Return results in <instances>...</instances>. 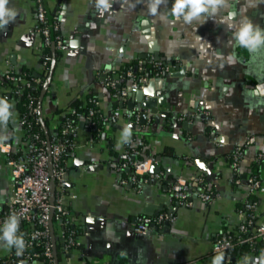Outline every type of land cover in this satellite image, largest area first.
<instances>
[{
	"label": "crops",
	"instance_id": "0c3cea01",
	"mask_svg": "<svg viewBox=\"0 0 264 264\" xmlns=\"http://www.w3.org/2000/svg\"><path fill=\"white\" fill-rule=\"evenodd\" d=\"M45 4L50 14L58 15L65 43L39 104L42 117L50 121L49 130L55 135L75 104L90 99L102 115L116 119L95 135L88 120L80 118L77 148L68 159L66 176V205L79 245L67 251L57 226L58 264H227V258L213 251L216 241L235 233L250 214L256 224H264V187L252 194L247 183L264 154V43L253 48L239 40L245 24L252 25L253 34L259 30L264 36V0H221L215 11L209 7L191 17L188 12L178 15L172 0H45ZM5 7L11 15L0 18L3 100L11 98L7 74L44 73L35 1L7 0ZM133 63L137 67L167 63L179 71L146 68L147 75L153 72L146 77L149 97L164 102L158 107L159 119L130 93L126 99L116 98L107 86L110 79L121 85L122 73ZM127 77L129 90L134 80ZM5 103L0 143L16 155L25 152L28 137L15 99ZM144 113L148 117L143 122ZM135 114L140 116L138 123ZM250 139L237 175L235 148ZM137 148L145 160L155 158L159 170L150 168L149 181L141 188L123 186L121 181L129 177L116 170L117 163ZM7 158L0 147V215L14 183ZM198 179L215 195L213 201L195 197L192 207L172 201L175 182L196 188ZM259 179L264 182V170ZM249 205L254 209L250 211ZM163 212L174 213L175 222L145 235L135 233L141 217ZM245 249L249 252L239 257V264H264L261 243ZM14 250L12 242L0 241V264H11Z\"/></svg>",
	"mask_w": 264,
	"mask_h": 264
},
{
	"label": "built area",
	"instance_id": "2783aa9c",
	"mask_svg": "<svg viewBox=\"0 0 264 264\" xmlns=\"http://www.w3.org/2000/svg\"><path fill=\"white\" fill-rule=\"evenodd\" d=\"M35 1V32L42 38L43 50V68L44 75L47 80L51 70L48 60L45 58V51L52 49L55 52H62L64 49V38L60 33L58 24V15L50 14L47 10L45 0ZM143 1V0H141ZM176 5L177 0H172ZM190 13L191 8L183 9L178 15ZM146 68H153L167 72L176 73L173 65L167 63H141L138 65L140 71ZM127 75L134 79L131 71ZM6 80L17 85L14 90L15 95H21L25 88H32L40 84L42 80L28 79L24 74L16 75L9 73ZM46 80V81H47ZM147 85V78L135 79L130 89L133 91L144 90ZM107 86L112 89L114 97L126 99L129 96L127 87L120 88V81L110 79ZM148 99V98H146ZM0 103H5L0 97ZM91 108L89 114L84 115L88 120L89 127H93L97 123L103 122L108 124L115 122L114 117L107 118L100 113L97 102L90 99ZM31 114L38 115L39 120H44L39 107L30 106ZM70 113L75 114V111ZM186 120V117H181ZM140 116L134 115V122L138 123ZM21 124L27 134L28 130L26 120H21ZM79 134V126L73 124L68 119L65 126L61 129V135L71 139V142H63L58 136L54 135L50 141L44 140L39 133L30 134L25 152L12 155L9 146L0 143V147L7 154L8 163L12 168L14 183L11 194L7 200L6 208L0 215V241H4L2 234L7 226L15 220L16 229L14 232L15 239H19L22 243L12 242L15 248L9 262L11 264L21 262L42 261L43 264H58L56 258V227L62 229L64 245L67 251L78 247V233L73 226L71 213L66 205V176L69 165L68 159L77 148V138ZM217 140V138H216ZM222 140V139H220ZM253 142L250 139L246 145L237 146L233 154V167L237 175H239L240 167L248 146ZM135 155H140L139 151H134ZM264 160V154H260L258 161ZM157 164V160L153 157L139 161L136 160L131 151H127L121 159V163L116 166L118 172L130 171L133 174L129 178L121 181L123 186L134 184L138 188L142 187L149 181L150 168ZM153 177V176H152ZM156 179H160L157 175ZM55 180L56 194L55 200L52 202L51 182ZM241 182V179H237ZM250 193H257L264 187V182L256 176H250L247 180ZM203 179H198L197 187L192 188L191 185L177 181L171 188L172 201L183 207H192L195 197L206 203L214 200L212 193L205 188ZM250 211L254 209L253 205H249ZM176 217L172 212H163L155 217L143 216L139 219L135 227V233L145 235L154 230L162 229L167 223L175 222ZM258 243L262 244L261 254L264 259V224H256L255 216L250 214L248 220L241 224L237 231L232 234L223 235L214 245V253L223 258L232 259V254L239 248L249 247L255 249ZM234 264V263H231Z\"/></svg>",
	"mask_w": 264,
	"mask_h": 264
},
{
	"label": "trees",
	"instance_id": "16d2710c",
	"mask_svg": "<svg viewBox=\"0 0 264 264\" xmlns=\"http://www.w3.org/2000/svg\"><path fill=\"white\" fill-rule=\"evenodd\" d=\"M60 53L53 51L52 49H48L45 51V60H48V65L50 70L52 69L53 66V62L54 60H56L58 58ZM127 71H131L134 79H141V78H146L149 77L150 75H152V71L149 72V74L147 75V69H144L142 71H140L137 67V64L133 63L131 65H129L125 71L122 73V79L123 82L120 85V88L122 87H126L125 84H127V82L130 80L127 77ZM28 79H36V80H42V82L40 84L35 85L32 88H25L23 90V93L21 95H15L14 90L16 89L17 85L15 83H12L10 81H6V84L10 86L11 88V92L9 93L10 97L15 99V101L17 102L20 111H21V119L22 120H26L27 122V137H29L30 134L33 133H39L41 135V137L46 140V141H50L52 139V137L54 136L50 129V121L48 119H44V120H39L38 115L35 114H31L30 111V106L38 108L39 104L41 102V98H42V91L44 89V85L45 82L47 80V76L44 75V73L39 76L36 77L35 75H33L32 73L28 72L26 74H24ZM11 98L8 97H4L5 101L9 102L11 101ZM91 108V104L89 103V101L87 103L84 102H78L75 104L74 108L71 111H75V114L73 113H68L63 120L61 121V126L59 128V130L55 133L56 136H58V138H60L63 142L69 143L71 142V139L67 138V137H63L61 135V129L65 126L66 124V120L70 119L73 124L79 126L80 128V118L84 115L89 114V109ZM104 123L100 122L97 123L96 125H94L93 127H91L92 132L96 135L98 134L99 129H101L103 127ZM131 151L132 154H134V157L136 160L139 161H143L145 160V158L142 156V149L141 148H137L136 150H129ZM134 151H140V155H135ZM120 162L117 163L120 164ZM264 170V160H260L258 161V164L256 165V172L254 174V176H256L257 178H259V172ZM125 175H127V177H130L133 172L132 170L130 171H124L123 172ZM245 247L239 248L237 249L233 254H232V259L227 262V264H239V257L241 255H246L249 251H245ZM57 258V256H56ZM40 261H44V259H40ZM19 263H22L21 261Z\"/></svg>",
	"mask_w": 264,
	"mask_h": 264
},
{
	"label": "clouds",
	"instance_id": "9594fccd",
	"mask_svg": "<svg viewBox=\"0 0 264 264\" xmlns=\"http://www.w3.org/2000/svg\"><path fill=\"white\" fill-rule=\"evenodd\" d=\"M6 2L7 0H0V18L5 15H11L6 10ZM221 0H177L175 5V12L179 13L186 6H190L191 12L189 13V17L198 15L199 13L205 12L211 8L212 11L216 10V5L219 4ZM232 13H229V19H231ZM239 40L245 45H250L253 48L261 43H264V36L261 35V32L257 30L254 34L252 32V25L245 24L244 27L239 32ZM7 104L4 103L3 107H0V117L7 116ZM16 222L13 220L4 230L2 236L4 239H7L10 243L14 241V232L16 229ZM17 244H21L22 242L19 239H15Z\"/></svg>",
	"mask_w": 264,
	"mask_h": 264
},
{
	"label": "water",
	"instance_id": "95a60500",
	"mask_svg": "<svg viewBox=\"0 0 264 264\" xmlns=\"http://www.w3.org/2000/svg\"><path fill=\"white\" fill-rule=\"evenodd\" d=\"M156 57H157L156 58L157 60H160V57H159L158 53H156ZM54 65H55V61L53 63V66H52V69H51V73H50V76L48 78V81H47L45 87L49 86V81H50V78H51V76L53 74ZM177 74H183V73H177ZM46 90L47 89H45V91L43 92V95H45ZM129 93L132 96L136 97L137 101L139 103H141L142 109H144V110L148 109L150 111V114L155 116L156 119H159V109H158V107L164 105L163 99H161L158 96L149 97V96H152V93L150 91V88H148V87H146L144 90H138V91H133V90L129 89ZM146 98H148V99H146ZM39 109H40V112H41V105H39ZM161 115L164 117V116H167V113H162ZM147 117H148V114L144 113L143 116H142L143 122L145 121V119ZM197 163H198V165H202L201 162H197ZM158 170H159V168L156 167V166H152L151 167V172H156ZM51 187H52V190H51L52 202H54L55 194H56V183H55V180H52Z\"/></svg>",
	"mask_w": 264,
	"mask_h": 264
}]
</instances>
